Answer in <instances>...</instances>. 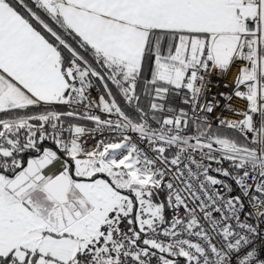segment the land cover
<instances>
[{
	"label": "snow or ice",
	"instance_id": "6c2138e0",
	"mask_svg": "<svg viewBox=\"0 0 264 264\" xmlns=\"http://www.w3.org/2000/svg\"><path fill=\"white\" fill-rule=\"evenodd\" d=\"M0 114V264H264V0H0Z\"/></svg>",
	"mask_w": 264,
	"mask_h": 264
},
{
	"label": "built area",
	"instance_id": "2783aa9c",
	"mask_svg": "<svg viewBox=\"0 0 264 264\" xmlns=\"http://www.w3.org/2000/svg\"><path fill=\"white\" fill-rule=\"evenodd\" d=\"M234 71L235 70H233V72ZM232 77H233V73H229L223 77L218 76L216 73H212V76H211L212 84L209 86L211 90L206 94V99H210L213 94H216L217 98L220 99V97L218 95L220 92L230 93L232 91L231 86H229L228 88H225L224 84L228 83L229 85H231ZM110 86H113V85L109 82V88H110ZM103 91H104V89H103V85L101 84V82L98 79L93 78V87H92V89H90L91 96L98 99L99 94L102 93ZM232 103L236 107H240V108L243 107V102L240 100H234V101H232ZM61 109L66 110L65 107H61ZM222 109H223V101H221V107L217 108L215 110V112L213 114H210V115L215 116L216 114L221 113ZM96 114H100L99 110H96ZM223 115L227 116L229 118H232V119H239L240 118V117L233 116L232 113H230V112H223ZM78 122L85 124L87 127H93L94 126L91 122H87V121H78ZM99 138L100 137L97 136V139H99ZM95 143H96L95 139H88V143H87L86 147L94 146ZM141 146L143 147V145H141ZM149 155H151V152H149ZM215 167H216V165L213 164V168H215ZM224 167L227 168L228 164L225 163ZM212 174L215 175V173H212ZM220 178L227 179L229 183L233 184L234 188L236 187L234 181H232L231 179L226 178V177H220ZM237 191H238V189H237ZM247 210H249V209H246V211ZM170 215H171V213H170ZM261 228L264 229V224L261 225ZM260 243L261 242L258 240L257 244L259 245Z\"/></svg>",
	"mask_w": 264,
	"mask_h": 264
},
{
	"label": "trees",
	"instance_id": "16d2710c",
	"mask_svg": "<svg viewBox=\"0 0 264 264\" xmlns=\"http://www.w3.org/2000/svg\"><path fill=\"white\" fill-rule=\"evenodd\" d=\"M82 54H84V55L87 56L86 53H82ZM66 55H67V53H66ZM93 66H95V64H94ZM97 70H100V69L98 68ZM110 88L112 89L114 95H116L117 100H118V101L122 104V106H123V100H122V98L117 94V90H116V88H115L114 86H110ZM173 104H174L175 106H177V107H183V105L180 104V97H175L174 100H173ZM40 110H41V109H36V108L30 109V111H32V112H36V111H40ZM3 117H4V114H0V118H3ZM45 146H47V147H51L52 144H51V142H45ZM31 155H35V153H33V152H29V153L24 154V159H27V158H28L29 156H31ZM59 155L61 156V159H63V160L66 158L65 155H64L63 153H60ZM68 162L71 163L70 160H69ZM168 215L170 216V213H168Z\"/></svg>",
	"mask_w": 264,
	"mask_h": 264
},
{
	"label": "water",
	"instance_id": "95a60500",
	"mask_svg": "<svg viewBox=\"0 0 264 264\" xmlns=\"http://www.w3.org/2000/svg\"><path fill=\"white\" fill-rule=\"evenodd\" d=\"M63 159L54 163V165L49 166L48 169H45L46 174H58L59 171L63 169Z\"/></svg>",
	"mask_w": 264,
	"mask_h": 264
},
{
	"label": "crops",
	"instance_id": "0c3cea01",
	"mask_svg": "<svg viewBox=\"0 0 264 264\" xmlns=\"http://www.w3.org/2000/svg\"><path fill=\"white\" fill-rule=\"evenodd\" d=\"M62 110V109H61Z\"/></svg>",
	"mask_w": 264,
	"mask_h": 264
}]
</instances>
